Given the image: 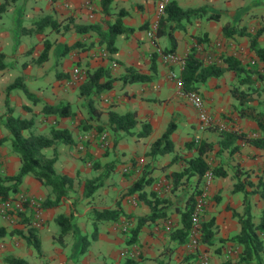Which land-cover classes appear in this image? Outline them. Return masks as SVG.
Returning <instances> with one entry per match:
<instances>
[{"label":"crops","instance_id":"crops-1","mask_svg":"<svg viewBox=\"0 0 264 264\" xmlns=\"http://www.w3.org/2000/svg\"><path fill=\"white\" fill-rule=\"evenodd\" d=\"M156 1L111 0L112 13L104 14L100 0H13L9 4L21 11L16 10L12 25L0 17V52L3 53L0 111L3 104L10 109L9 114L31 119L28 128L34 133L47 135L50 125L66 127L74 141H58L43 149L50 155L54 148L57 171L73 176L69 197L51 208L40 206L37 227L31 225L33 210L28 204L18 215L0 214V225L6 230L0 237V264H9L6 256L21 259L16 264H118L126 256L133 257L137 264H196L203 251L208 254V264H254L240 260L243 246L231 239L240 230L233 213L241 215L245 205L242 190H234V184L239 182L246 190L244 198L251 220L257 222L264 206V199L255 191L257 182L264 176V148L240 138L223 146L219 139L222 131L247 136L262 135L264 131L258 128L256 120L239 115L233 89H242L243 84L237 81L232 70L226 69L219 75L207 76L197 85L207 110L215 117L213 123L200 127L197 109L178 92L174 78L169 75L173 72L179 76L180 70L166 62L159 50L165 52L173 46V53L183 58L194 47L204 62H221V53L233 54L242 63L254 62L264 74V58L250 47L249 38L250 33L261 29L257 40L264 45L261 42L263 17L243 23V14L250 7L240 5L238 0H173L181 7L206 5L207 11L218 13V17L191 16L180 20L182 27L171 30L165 22L162 30L172 32V43L165 33L152 38L147 32L155 18ZM119 8L125 10L121 16L123 24L133 29L116 35L113 52L99 42L94 30L76 28L79 24L98 23L105 29V22L112 21ZM52 19L56 22L51 24ZM23 22L30 27H24ZM223 24L230 32L228 35L222 30ZM76 41L79 43L71 46ZM46 42H49L47 58L38 61ZM74 65L81 71L78 80L71 79ZM95 67L106 68L112 78L111 87L93 98L94 106L100 111L98 119L93 116L95 111L91 114L88 99L77 94L83 70ZM128 67L149 78L123 81L121 75ZM10 72H13L12 80L8 79ZM15 78L21 86L7 87ZM67 101L73 111L70 115L42 113L45 103L60 105ZM127 110L136 111V124L127 131H112L109 112ZM171 121L174 122L168 135L171 148L163 152L149 151L150 143ZM98 123L99 131L95 126ZM143 127L149 130L139 135ZM100 131L108 135L106 147L100 145ZM4 135L7 129L4 118L0 117V137ZM201 140L212 143L202 155L208 168L218 167L222 173L213 172L207 203L200 215V224L212 221L211 241L199 240L196 247H189V234L182 236L181 215L192 206L194 195L203 184V174L193 169L181 178L173 174L189 164L188 159L196 155V143ZM232 145L236 147L231 151ZM92 159L97 163L93 164ZM0 167L6 174H14L19 168V158L8 140L0 142ZM141 175L148 181L140 189L128 191ZM86 178L103 180L84 197ZM16 192L40 202L47 189L26 173ZM148 200L155 202L156 210L162 215L141 223L135 239L129 241L128 232L136 224V217L150 211ZM70 204L71 227L58 240L55 236L60 230L55 216L69 215ZM92 208H118L122 213L114 221H93L89 214ZM29 229L35 231L39 252L26 239ZM261 238L264 242V233Z\"/></svg>","mask_w":264,"mask_h":264},{"label":"trees","instance_id":"trees-1","mask_svg":"<svg viewBox=\"0 0 264 264\" xmlns=\"http://www.w3.org/2000/svg\"><path fill=\"white\" fill-rule=\"evenodd\" d=\"M13 0H1L0 11L4 10L7 5ZM111 0H100V8L104 14L112 13L110 7ZM125 13V10L119 8L115 11V17L112 21H106V27H103L98 23H86L76 25L79 30L92 29L98 34L99 42L105 44L108 51L113 52L116 49L115 37L120 32H129L133 27L123 24L121 16ZM205 15L206 17L217 18L218 13L207 11L206 5H200L196 7H181L175 3V1L170 0L165 4L164 16L159 19V24L155 30L156 34H167L170 42L174 43V37L172 32L169 30H162V25L168 22L167 27L171 30L173 28L182 27L180 23L181 19H189L191 16ZM56 20L52 19L51 24L55 23ZM174 23V24H172ZM222 30L228 35L230 32L226 29V24L222 25ZM261 29H258L255 33H250V47L256 52L260 58H264V45L258 43L257 37L260 34ZM197 38V37H196ZM79 41L72 44L76 45ZM49 48V42L44 44V48L38 58V61L47 58ZM166 51L174 52L173 46L168 48ZM2 52H0V59H2ZM221 62L212 60L204 62L202 57L197 55L196 49L192 47L183 56V66L180 69L179 76L182 79L183 89H195L198 83L202 82L207 76L219 75L224 69L232 70L234 72L237 81L243 84V88L233 89V95L238 100V113L241 117H249L256 120L259 129L264 131V98L255 99L256 95L261 94L264 91V74L258 70L254 62H241L238 57L233 54L221 53ZM2 62L0 60V66ZM152 67V63L150 65ZM84 77L80 80L77 87V94L88 99V104L91 109V114L94 118L98 119L100 111L96 109L93 104L94 97L96 98L98 94L109 89L112 84V78L109 76L108 70L102 67H95L93 69L85 68L83 70ZM149 78L147 74L140 73L136 71L133 67H128L126 72L121 75L123 81H135L143 80ZM20 84L18 79L15 78L7 87H12ZM21 86V84H20ZM10 111V109L8 108ZM93 111V112H92ZM70 109V103L67 101L60 105L44 104L42 107V113L50 114L55 113L58 115H70L72 114ZM109 122L112 126V131L115 129L129 130L130 127L136 124V111L127 110L123 113L109 112ZM31 119L22 118L19 116H14L12 114L7 115L4 118V126L7 129V135L0 137V142L3 140H8L10 148L17 154L19 158V168L14 174H6L1 171L0 167V196L7 197L12 195L18 189V185L22 181L23 176L26 173H30L36 180H38L47 189L46 196L39 202L42 208H51L56 206L62 200L69 197V193L73 190V176L59 172L55 168L54 160L56 158V150L53 148L50 155H46L43 149L46 147H51L52 144L62 141L66 143L74 142L70 131L66 127H58L55 125H50L48 129V134L43 135L40 133H34L29 129L31 125ZM96 126L97 131L101 130L100 123ZM174 122L171 121L167 125L166 129L156 137L149 147V151H166L171 148V142L168 139L170 131L173 129ZM24 129H28L23 132ZM148 127L139 130V135L148 132ZM221 139L219 142L221 145H229L235 138H240L244 141H249L255 145L264 148V134L258 136H247L242 133L236 134L232 131H222ZM233 143V142H232ZM212 143L201 140L196 143L197 153L194 157L188 159L189 164L186 165L181 172L174 173L175 178H181L182 175L190 173V170H196L199 175H202L204 171L209 167L208 163L203 159L202 155L208 149L211 148ZM235 145H232L231 151L235 149ZM87 157L90 158L89 153L85 152ZM92 163L96 164L95 159H92ZM213 172L215 174L222 173L219 171L218 167H213ZM103 178H86L83 183L82 196L90 195L94 190H96L102 184ZM148 181L145 175H141L136 179L128 191H133L140 189ZM242 190L244 197H246V190L239 186V182L234 184V190ZM259 196L264 199V176L257 182L256 190ZM243 197L244 210L241 215L234 214L239 225L240 230L237 234L231 237L235 242L243 246V250L240 256V260L244 263H249L252 261L254 264H264V242L261 238V234L264 233V206L261 209L259 219L257 222H252L251 215L249 212L248 202H246ZM155 200V199H154ZM150 205V211L143 215H138L136 217V224L128 232V240L132 241L135 239L139 225L144 221L155 218L160 214V211L156 210L155 202L148 200ZM190 206L184 209L182 212V236L189 234L190 222L189 213ZM72 213V204H70V213L65 215L63 213H58L55 216V220L59 225L60 232L55 236L58 240L62 239L64 233L68 232L71 225L69 216ZM122 211L118 208L107 209L103 208L96 210L92 208L89 211L90 217L93 221L102 220H116L118 215ZM128 216V214H126ZM212 221H203L201 226V234L199 240L201 241H211L213 235V229L211 228ZM95 232V229L94 231ZM6 233L5 228L0 225V237ZM27 241H29L39 252L40 244L35 238V231L29 229L28 235H25ZM33 237L31 240L30 237ZM9 264H16L18 258L12 256L4 257ZM118 264H137L136 260L131 256L124 257Z\"/></svg>","mask_w":264,"mask_h":264},{"label":"built area","instance_id":"built-area-1","mask_svg":"<svg viewBox=\"0 0 264 264\" xmlns=\"http://www.w3.org/2000/svg\"><path fill=\"white\" fill-rule=\"evenodd\" d=\"M167 3V0H157L155 4V18L151 21L150 26L147 28V32L152 38L156 37V28L158 26V19L160 16L164 14V7ZM162 54L164 60L170 64H174L180 70L183 66V58L180 56H176L171 51H162L159 50ZM81 71L77 65H74L71 69V79H77L81 76ZM171 77L174 78L176 86L178 88V92L184 96L189 103H191L196 109L198 113V118L200 121V127L205 125H210L213 123L215 117L207 110L204 97L195 90V89H183L182 88V79L180 76H176L173 72L169 74ZM99 140L100 145L102 147L108 146L109 139L106 132H99ZM264 168V166H263ZM214 173L211 168H207L203 173V184L197 193L194 195L193 203L189 213V222H190V233L189 239L187 241V245L189 247H196L199 243V237L201 234V226H200V215L202 210L207 203V190L209 185L213 179ZM30 205L33 210V221L31 225L34 227L39 226V211L40 205L39 202L35 199L27 197L22 192H16L12 195L7 197L0 196V214L1 215H18L22 212L24 205ZM124 228V227H123ZM125 229V228H124ZM208 254L203 251L200 255H198V259L196 264H208Z\"/></svg>","mask_w":264,"mask_h":264},{"label":"rangeland","instance_id":"rangeland-1","mask_svg":"<svg viewBox=\"0 0 264 264\" xmlns=\"http://www.w3.org/2000/svg\"><path fill=\"white\" fill-rule=\"evenodd\" d=\"M238 2H240V5L250 7L248 13L246 15L243 14V17H242L243 23L248 22L250 20L252 21L255 18L260 19L261 17H263L262 20H264V0H243L242 2L240 0H238ZM16 10H18V12L21 11V10H19V8L17 9L16 5L12 6V4H9L6 9H4L3 11L0 12V17L2 18L3 21L7 22V24L9 22L10 25H12L15 15L18 13V12L16 13ZM23 23H24L23 24L24 27H30V25L27 24L26 22H23ZM49 25L50 24H48L47 26H49ZM33 27H35V25H33ZM261 42H264V40H261ZM7 49H9V47H7ZM72 67H71V69H72ZM8 79L9 80L13 79V72H10L8 74ZM75 80H78V79H75ZM259 98H264V92L259 94V95H256L255 99H259ZM38 105L41 106L42 104L38 103ZM9 113L10 112H9L7 106H3V104H2V108L0 111V117L6 118L7 115H9Z\"/></svg>","mask_w":264,"mask_h":264}]
</instances>
